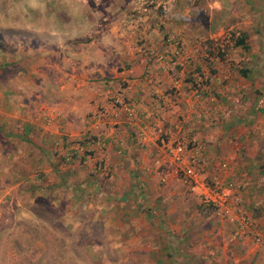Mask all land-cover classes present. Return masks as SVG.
Listing matches in <instances>:
<instances>
[{
	"label": "crops",
	"instance_id": "obj_1",
	"mask_svg": "<svg viewBox=\"0 0 264 264\" xmlns=\"http://www.w3.org/2000/svg\"><path fill=\"white\" fill-rule=\"evenodd\" d=\"M257 8L262 12L255 15ZM40 21L47 26L41 35ZM263 22L264 0L0 3V34L30 27L37 32L31 41L45 42L47 56L64 59L35 83L16 82L20 99L0 92L1 122H20L21 132L12 136L24 138L31 130L40 139L32 181L36 197L46 195L53 208L62 205L64 244L66 233H81L80 223L71 231L66 220L78 203L101 224L92 233L108 236L94 238V245L102 239L116 258L119 250L131 251L130 264H264L263 257L250 258L263 246L236 238L264 231V58L256 41ZM226 28L235 39L226 60L218 61L211 46ZM196 74L208 81L199 96ZM74 140L78 145L70 147ZM54 141L59 159L52 155ZM177 141L199 157L210 181L227 176L224 163L235 171L230 178L243 192L231 219L203 209L189 186L167 171L162 147ZM70 149L79 152L74 164L60 163L71 161ZM21 226L16 221V232ZM36 239L29 250L43 246ZM19 251L9 261L24 264ZM32 259L37 264L39 258Z\"/></svg>",
	"mask_w": 264,
	"mask_h": 264
},
{
	"label": "rangeland",
	"instance_id": "obj_2",
	"mask_svg": "<svg viewBox=\"0 0 264 264\" xmlns=\"http://www.w3.org/2000/svg\"><path fill=\"white\" fill-rule=\"evenodd\" d=\"M41 1L42 3H49V0ZM0 3H3V0H1ZM6 3L8 4V1H6ZM255 11V15L259 14V11L262 12L259 8L255 9ZM43 19L44 21L47 19L45 13ZM44 28L46 29L47 26L42 25L40 21L38 27L39 35L42 34L40 32L45 30ZM51 28L53 29V27ZM55 28L57 29L58 27L55 26ZM13 29H11L10 33L7 32V35L5 32L2 34V31L0 34V37L3 38H13L0 41V86L3 89L0 92L4 93V96L11 95V97L20 99V97H22L20 96L21 91H19V93L17 92V95L14 90L16 82L23 83L31 81L35 83L38 77H46L49 71L48 67L52 65L59 66V62L64 59L60 58L59 55H56V57H52V55L47 56L48 54L46 53L51 48L42 44L45 42L37 45L38 43L36 41H31L32 35H36L37 32L32 31L30 27L22 26L17 28V31H13ZM228 29L229 28L224 29L225 31L223 34L231 33L232 38L235 39V33ZM8 33L10 35H8ZM14 33H16V35H14ZM256 41L261 44L259 46L260 52H262L264 58V22L259 27ZM213 45L214 47L211 46L213 58L216 56L218 61H224L220 57V53L219 55L215 54V43ZM44 50H46V52ZM52 78H54L53 75ZM31 95L36 96V94ZM0 110L3 111L4 108L0 107ZM11 119L12 118H8L5 123L0 120V175L2 177L0 179V264H15V262L9 261L8 258L12 260L17 258V252L19 250H21V252L19 251L20 253H23L20 255V259L22 257L24 264H28L29 260L30 264L34 263L32 262V258L37 257L39 258L37 264H130L132 260L128 259V257L132 256L131 251L129 254L128 250H119L118 258H116V252L108 249L106 247L107 244L102 239L101 241L97 239V244L94 245V238L101 237L105 239L108 238V236L104 233L97 235L92 233V230H95L94 228L98 229V226L101 224L98 221L90 219L89 210L85 212L81 206V210L79 211L78 203H75V207L71 208V214H67L66 220L71 227H69L70 230L73 229V225L80 223L81 233H66L65 241L67 243H63L62 230L59 232V226H61V222L64 221L62 217V205L57 202L54 204L55 207L53 208L48 205L49 202L46 198H43L46 195L39 198L36 197L38 191H35L37 187L32 181V177L37 173L34 167H36L35 163L40 157V154L37 152L38 148H40V139L33 136L35 131L31 135V130L28 131L27 136L24 138L21 137L17 139L12 136L14 132L18 134L21 131L19 126L20 122L16 118V120L11 122ZM90 137L93 141L95 136ZM56 142L54 141L53 144L52 155L59 159ZM73 143L74 145H70V147L77 146L79 141L74 140ZM72 151H76V154L73 155ZM68 153L69 155L67 157L71 158V161L65 162L60 158L59 162L72 166L74 164L72 160L79 152L70 149ZM75 160H79V158L77 157ZM32 162L34 164H32ZM40 172L45 175L41 181L46 182L48 180L46 176L47 173L45 174L44 170ZM20 179H23V181L27 180L28 184H21ZM45 188L46 187H42L41 191H46ZM187 191L188 193L190 192L188 189ZM44 193H47V191ZM65 207H67V203ZM200 211L201 210H199V212ZM20 212L24 213L21 214ZM203 215L208 216L209 213L206 212ZM16 221L23 225L17 232L15 227ZM52 230L56 231L55 235L52 234ZM21 232L24 234L17 235V233ZM69 233L71 234L68 235ZM238 235L240 236L236 237L237 240H245L246 237H251L253 241L251 244L252 246L258 243L264 248V231H259V229H257L254 232H244ZM20 236L28 237H23L21 240ZM34 236H39V242L37 239L35 241L40 244L42 242L43 246L41 248L37 247V249L29 250L28 244L31 243L32 237ZM47 241H49L50 244H47ZM53 242L54 247L52 248ZM15 243L24 244L23 249L22 247L16 248L14 246ZM76 243L79 244L76 246ZM98 243H101V245L98 246ZM240 251L239 249L238 252ZM259 252L255 254V251H252L250 253V258H264V250ZM240 254L241 256H246L243 251H241ZM31 256L33 257L31 258ZM230 256L229 254V257ZM209 257L214 258L215 255H209ZM237 259L241 260L242 258L240 257ZM133 261L135 260L133 259ZM17 264H21V262Z\"/></svg>",
	"mask_w": 264,
	"mask_h": 264
},
{
	"label": "built area",
	"instance_id": "obj_3",
	"mask_svg": "<svg viewBox=\"0 0 264 264\" xmlns=\"http://www.w3.org/2000/svg\"><path fill=\"white\" fill-rule=\"evenodd\" d=\"M232 45L231 33L223 34L215 41L216 55L221 54L222 60H226L228 50ZM208 51V48H205ZM216 59H218L215 56ZM196 80L193 84V91L199 96L201 92L207 89L206 78L196 74ZM125 108V102H120ZM118 103V105H120ZM90 139V140H89ZM91 142V137H87L86 141ZM163 155L166 157L164 165L167 167V171L173 174L176 178L181 179L186 185L189 186L191 192L198 196L200 206L212 212L214 215L221 217L222 219H228L231 215V206L238 200V197L243 192L241 184L236 180L231 179L232 174H236L231 167L226 163L221 165L223 174H227V178L215 179L214 181L207 182L204 176V169L201 160L198 156L190 153L188 145L182 141L175 143H164L162 147ZM168 159V160H167ZM163 167V164L161 165ZM161 182H165V174L161 175ZM244 216L239 218L241 224H246Z\"/></svg>",
	"mask_w": 264,
	"mask_h": 264
},
{
	"label": "trees",
	"instance_id": "obj_4",
	"mask_svg": "<svg viewBox=\"0 0 264 264\" xmlns=\"http://www.w3.org/2000/svg\"><path fill=\"white\" fill-rule=\"evenodd\" d=\"M238 42H240V41L238 40L237 43H238ZM205 82H206V84L208 85V81L206 80ZM193 84H194V83H193ZM205 178H206V177H205ZM206 181L211 183V181H210L208 178H206Z\"/></svg>",
	"mask_w": 264,
	"mask_h": 264
}]
</instances>
